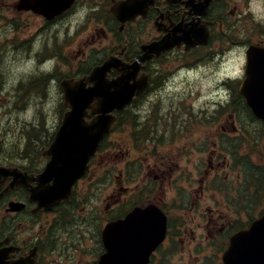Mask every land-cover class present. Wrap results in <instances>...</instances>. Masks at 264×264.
Returning <instances> with one entry per match:
<instances>
[{
  "label": "flooded vegetation",
  "instance_id": "af4514ba",
  "mask_svg": "<svg viewBox=\"0 0 264 264\" xmlns=\"http://www.w3.org/2000/svg\"><path fill=\"white\" fill-rule=\"evenodd\" d=\"M184 31L193 38L207 35L208 41L189 50L183 42L146 61L139 74L148 80L144 94L155 93L159 86L157 80L164 70L176 74L177 78H190L191 74L199 73L200 92L219 95L225 90L224 100L213 105L217 119L207 121L221 128L223 135L227 129L237 133L238 128L246 124L241 111L247 107L243 101V104L238 102L236 83L244 76L248 49L264 46V0H0V168L18 172L21 181L18 186H12L14 176L0 178V255L4 264H22V261H26L25 264H96L104 253L103 250L95 253L93 259L85 263L84 255L76 250L51 251L48 248V255L42 252L41 246H50L57 235H47L46 231L33 234L28 225L33 229L52 228L50 217L57 215L59 209L49 214L36 211L38 204L31 201L30 190L37 184L23 182V179L25 176L35 179L49 158L42 153L40 160L39 152L33 158L20 151L7 157L6 131L2 127L7 104L13 103L12 110H27L36 97L35 104L45 106L55 89H59L61 75L70 73L72 60L84 61L88 47L112 48L99 64L110 56L134 64L143 54L142 48L162 42L175 32L188 37ZM236 63L239 79L231 83V74L226 72H233ZM117 76L112 71L109 77ZM24 100L27 104L22 108ZM177 122L197 131V119ZM142 126L147 128L145 142L141 146L137 144L139 131H135L130 146L133 165L140 163L142 174L130 179L133 183L130 187L121 189L132 195L134 207L156 204L166 210L170 206L164 198L166 175L185 173L190 176L185 183L194 197L193 208L183 225L170 229L172 235H230L236 228L237 217L223 216L222 210L235 213L236 206H240V201H235L240 199L236 183L225 199L213 205L210 203L213 200L204 197L212 189L215 178L230 167L224 152L227 149L216 143L212 148L207 147L205 175L199 179L198 136L193 129L189 133L174 132L173 137L167 124L161 131L151 120ZM168 134L174 139L169 149L163 142ZM238 148L241 149V145ZM183 158L189 161L184 162ZM95 161L96 158L91 160L86 179L99 173L100 167ZM120 183L117 177V184ZM176 191L181 196V189ZM199 192L203 202L198 200ZM117 193L111 196L113 204L120 197L118 188ZM176 203L181 204L182 199ZM43 217L48 219L43 221ZM193 240L196 241V237Z\"/></svg>",
  "mask_w": 264,
  "mask_h": 264
},
{
  "label": "water",
  "instance_id": "95a60500",
  "mask_svg": "<svg viewBox=\"0 0 264 264\" xmlns=\"http://www.w3.org/2000/svg\"><path fill=\"white\" fill-rule=\"evenodd\" d=\"M95 80L97 83L95 90L87 92L86 97L88 102L94 98L98 99L99 104L95 112L100 116L91 124H87L84 121V108L89 104L84 105V101L74 100L77 109L65 117L64 125L52 145L51 151L55 156L42 181L54 178L58 184L54 193V202L64 197L74 180L82 175L83 171H79L82 162L94 154L101 139L114 122V118L109 116V113L115 109L121 110L133 96L134 89L128 85L130 81L127 76L119 81L118 86L107 84L99 76ZM242 90L255 114L264 119V48L252 49L249 52L247 80ZM58 157L68 159H64L63 165L56 169L60 165ZM41 185L42 183L40 188ZM40 188L37 189L35 197H40L45 206H52L50 197L42 191L43 188L41 190ZM137 216H129L125 221L107 227L104 235L107 248L111 252L100 264H147L145 255L164 235H144L143 226H137L133 235H130V227L136 222ZM115 249H119L124 255L113 253ZM223 261L224 264H264V215L249 229L231 238Z\"/></svg>",
  "mask_w": 264,
  "mask_h": 264
},
{
  "label": "rangeland",
  "instance_id": "374dc122",
  "mask_svg": "<svg viewBox=\"0 0 264 264\" xmlns=\"http://www.w3.org/2000/svg\"><path fill=\"white\" fill-rule=\"evenodd\" d=\"M103 51H106L104 48ZM93 57H98L99 54L94 50L92 52ZM89 59V58H88ZM71 66H74V64H71ZM237 71V70H234ZM181 80H177L176 84L170 88V90L167 93H163L158 96H153L152 99L153 105H155L157 108H160L162 110H166L164 112L166 113H172L167 110L172 105H175L176 103L185 100L184 103L181 104H187V109L190 105L193 106L194 109L197 111L201 108V106L210 99V96L206 95H200L196 93L195 91L190 93L188 91V85L183 83L176 88L177 84H180ZM191 94V96H190ZM185 98H188L187 100ZM148 104L145 103L144 107H146ZM61 113V110L58 108V103H53V110L48 111L49 114V130H51L53 127H55V123L58 119V114ZM32 116H29V119ZM31 118L30 120H32ZM28 122V120H27ZM52 123V124H51ZM260 126L258 124H253L248 128V130L252 131V134L260 140L264 145V137L263 132L258 129ZM20 128V127H19ZM17 128V130L19 129ZM47 129V128H45ZM209 129L208 126H203V128H199L198 135L201 136L203 134V130ZM258 129V130H257ZM8 132L11 135H8V141L9 143H13L15 141V138L12 136V131L7 129ZM127 130L128 126L127 123L123 126H120L117 132L110 137L108 141V146H111V153L102 151L99 155L98 159L102 161L103 166V175L101 178V192L98 193L100 195L95 196L96 190L94 188L87 187L85 190V195L81 198L80 203V209L79 212H77L75 215L78 217V223L80 225H84L83 230L77 229L79 234L80 243L83 245V251L88 252V256L90 258L94 257L95 252L94 248L96 247L95 243V235H96V229L94 225L92 224V221L90 220V215H92L93 212H96L98 215L99 221H103L106 218V215L104 213L105 209V200L107 195L110 193V189L106 188V183L108 179L105 177V169H111L113 168V164L111 162H114V166L116 165V173L118 171H123V169L126 167L127 159H128V141H127ZM191 129L189 130H183L184 133H189ZM257 130V131H256ZM42 133H44L42 131ZM18 135V134H17ZM259 144V146H260ZM8 152H13V145L8 144L7 147ZM248 152H251V148H247ZM259 150V149H258ZM260 152V151H259ZM262 157L264 158V150L262 153ZM261 157V158H262ZM260 158V159H261ZM117 164H119L117 166ZM264 181V178L262 179ZM261 181V182H262ZM221 188V185H217V189ZM226 189H229V185L225 186ZM83 191V189L79 188L78 191ZM186 193V189L183 190ZM78 193V192H77ZM79 194V193H78ZM189 195V194H188ZM186 194V198L188 197ZM190 197V196H189ZM126 204L124 201L121 205ZM252 205V204H251ZM120 207V208H121ZM254 210L252 211L253 216H256L262 209H264V189L261 190V193L259 194L258 199L256 200V203L253 205ZM189 211L183 214V216H187ZM262 212V211H261ZM259 216V214H258ZM72 219L71 216H68L65 221L68 222ZM62 223L60 224V226ZM89 229L91 231H89ZM85 232V237H83V233ZM186 236V235H184ZM188 237H191V235H188ZM174 243L175 245H171ZM201 247L204 248L203 252L201 253H189L187 249L189 248L187 243L182 244L181 241L178 240H172L170 243H168L164 248V251L161 252V254L158 256L156 260V264H218V261L221 257L222 250L221 242L214 238L213 242L209 243L208 241H204V243L201 245ZM186 251V252H184ZM170 255V256H169ZM164 256L165 259H164Z\"/></svg>",
  "mask_w": 264,
  "mask_h": 264
},
{
  "label": "clouds",
  "instance_id": "9594fccd",
  "mask_svg": "<svg viewBox=\"0 0 264 264\" xmlns=\"http://www.w3.org/2000/svg\"><path fill=\"white\" fill-rule=\"evenodd\" d=\"M240 62H241V63H243L242 54H241V59H240Z\"/></svg>",
  "mask_w": 264,
  "mask_h": 264
},
{
  "label": "bare ground",
  "instance_id": "6f19581e",
  "mask_svg": "<svg viewBox=\"0 0 264 264\" xmlns=\"http://www.w3.org/2000/svg\"><path fill=\"white\" fill-rule=\"evenodd\" d=\"M56 45V44H55ZM47 77V76H46ZM29 89V88H28ZM27 92V91H26ZM27 95V94H26Z\"/></svg>",
  "mask_w": 264,
  "mask_h": 264
}]
</instances>
